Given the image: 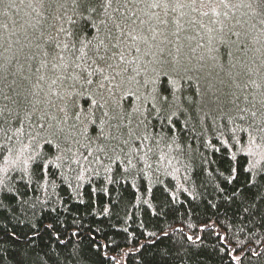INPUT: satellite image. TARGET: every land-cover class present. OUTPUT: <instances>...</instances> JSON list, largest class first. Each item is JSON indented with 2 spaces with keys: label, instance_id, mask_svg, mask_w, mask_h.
Returning a JSON list of instances; mask_svg holds the SVG:
<instances>
[{
  "label": "trees",
  "instance_id": "16d2710c",
  "mask_svg": "<svg viewBox=\"0 0 264 264\" xmlns=\"http://www.w3.org/2000/svg\"><path fill=\"white\" fill-rule=\"evenodd\" d=\"M0 264H264V0H0Z\"/></svg>",
  "mask_w": 264,
  "mask_h": 264
}]
</instances>
